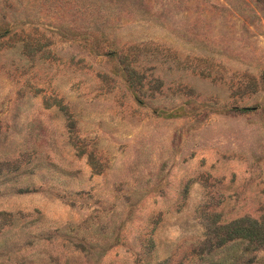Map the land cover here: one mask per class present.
<instances>
[{
	"label": "rangeland",
	"instance_id": "obj_1",
	"mask_svg": "<svg viewBox=\"0 0 264 264\" xmlns=\"http://www.w3.org/2000/svg\"><path fill=\"white\" fill-rule=\"evenodd\" d=\"M233 223L264 232V0H0V264H211Z\"/></svg>",
	"mask_w": 264,
	"mask_h": 264
},
{
	"label": "trees",
	"instance_id": "obj_2",
	"mask_svg": "<svg viewBox=\"0 0 264 264\" xmlns=\"http://www.w3.org/2000/svg\"><path fill=\"white\" fill-rule=\"evenodd\" d=\"M5 34V33H4ZM3 33L1 35H4ZM235 224V225H234ZM233 227H236L232 231H227L225 234L217 235V243L215 248L212 250L213 253H216L220 258L217 259V261L211 262V264H237V259H239L242 253H244L245 250L241 251L240 254L237 256L232 255L231 259L229 258V254H231L230 250H232V247H229V244L232 242H242V243H249V245L256 241L261 242L264 239V232L261 230H256L254 227L251 229H244L239 227L238 223H233ZM231 226V225H230ZM229 228V227H226ZM222 230V229H221ZM241 243V244H242ZM229 250V251H228ZM228 252V253H227ZM227 253V255H225ZM229 258V259H228Z\"/></svg>",
	"mask_w": 264,
	"mask_h": 264
}]
</instances>
